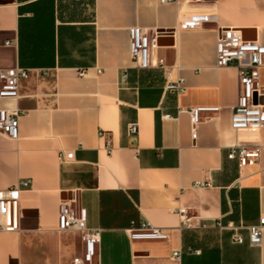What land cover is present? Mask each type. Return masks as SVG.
I'll return each mask as SVG.
<instances>
[{
  "label": "crops",
  "instance_id": "crops-1",
  "mask_svg": "<svg viewBox=\"0 0 264 264\" xmlns=\"http://www.w3.org/2000/svg\"><path fill=\"white\" fill-rule=\"evenodd\" d=\"M189 14L214 19L176 27ZM131 25L161 32L148 68L130 57ZM219 27L264 44V0H0V67L27 69L18 97H0V108L19 111L18 139L0 133V190L31 179L17 229L0 231V264H72L83 242L57 229L58 202L72 198L86 226L100 229L98 264H264V229L259 246L247 232L264 216V127H231L238 75L215 65ZM157 59L184 93L164 90ZM255 101L264 104V92ZM199 105L219 110L203 113L193 134L187 110ZM238 140L260 147L256 162L227 157ZM179 207L206 227H180ZM217 219L242 226L244 241ZM143 220L170 238L130 239L127 229Z\"/></svg>",
  "mask_w": 264,
  "mask_h": 264
},
{
  "label": "built area",
  "instance_id": "built-area-1",
  "mask_svg": "<svg viewBox=\"0 0 264 264\" xmlns=\"http://www.w3.org/2000/svg\"><path fill=\"white\" fill-rule=\"evenodd\" d=\"M176 0H159L167 3ZM192 3H200L203 0H188ZM213 15L189 14L178 17L176 27L195 29L202 22L213 20ZM175 31V29H174ZM161 33V32H159ZM157 31L149 35L147 30L139 25L128 27L129 52L136 67L148 68L151 64V47L156 44ZM164 33V31H163ZM6 45H12L13 41H6ZM156 64L162 66L164 73V90L180 95L185 92L183 79L173 74V68L164 67L162 59H157ZM216 67H234L238 75L239 94L237 103L233 106L230 124L234 131L242 129H260L264 127V104L255 101V97L264 92L260 85V69L264 67V44L257 40L245 39L239 28L219 27L216 36ZM83 74V71L80 72ZM27 76V69L22 67H0V97H18V81ZM126 72L121 73L119 82L126 80ZM219 106L199 105L190 107L187 111L190 118L191 131L194 134L196 126L202 120L203 113H214ZM165 116H168L167 114ZM19 111L17 109L0 108V133L10 139L19 137ZM129 134H136L138 126L131 123L128 126ZM260 156L258 145H247L243 141H237L228 148L227 157L237 159L239 166L252 164ZM31 179L21 178L15 185L0 190V231L17 229L16 206L20 191L29 187ZM205 183L197 182V186ZM76 199H60L57 207V229L77 232L83 242L82 253L76 256L72 264H98L95 261L97 247L100 242V229L86 226L85 209L75 205ZM180 218V227H206L205 223H199L196 216L189 215L185 207L177 210ZM215 227L220 230H230L231 239L236 243L244 241L240 233L242 226L229 221L223 223L220 219L215 221ZM264 229V216L258 223L247 227L248 241L253 246L261 243ZM130 239H154L168 240L170 234L166 227L157 226L148 220H143L127 229ZM190 252L198 253V250ZM180 257V251H174L172 258Z\"/></svg>",
  "mask_w": 264,
  "mask_h": 264
}]
</instances>
